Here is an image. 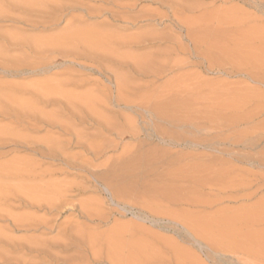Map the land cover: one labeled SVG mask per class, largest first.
<instances>
[{
    "label": "rangeland",
    "instance_id": "374dc122",
    "mask_svg": "<svg viewBox=\"0 0 264 264\" xmlns=\"http://www.w3.org/2000/svg\"><path fill=\"white\" fill-rule=\"evenodd\" d=\"M38 1L0 0V201L69 200L0 203L11 258L264 264V0ZM17 161L33 175H6Z\"/></svg>",
    "mask_w": 264,
    "mask_h": 264
},
{
    "label": "bare ground",
    "instance_id": "6f19581e",
    "mask_svg": "<svg viewBox=\"0 0 264 264\" xmlns=\"http://www.w3.org/2000/svg\"><path fill=\"white\" fill-rule=\"evenodd\" d=\"M35 2H37V3H39V1L38 0H32V2L31 3H28L29 4V6L30 7H32V6H36V3ZM41 4H42V2H40ZM39 5V4H38ZM43 5V4H42ZM41 5V6H42ZM39 10V9H38ZM191 24V23H190ZM202 32V31H201ZM151 34H153V35H155L156 34V36L159 34H157V32L156 33H152L151 32ZM150 34V35H151ZM194 34H195V32H194ZM162 35V34H161ZM160 35V36H161ZM190 35H192V34H190ZM148 36V35H147ZM163 36V35H162ZM161 36V37H162ZM153 37V36H152ZM155 37V36H154ZM159 37V36H158ZM202 37V36H201ZM141 39V38H140ZM142 39H143V37H142ZM147 39V38H146ZM161 39V38H160ZM164 39V38H163ZM170 39V38H169ZM203 39V38H202ZM215 39H216V37H215ZM144 40V39H143ZM203 40H205V39H203ZM153 41V40H152ZM202 41V40H201ZM207 41H208V39H207ZM137 42V41H136ZM145 43V42H144ZM134 44V43H133ZM178 48L179 49H181V47H179L178 46ZM147 62V60L146 61H144L143 63L140 61V66L144 69V71L145 70H148L149 69V65H148V63H146ZM116 86H117V90H118V92H117V94L119 95V97H121L120 96V94L122 95L123 94V91H124V89H127V88H130L129 86V80H128V78H125V77H117L116 78ZM129 85V86H128ZM132 88V87H131ZM128 90V89H127ZM131 90V89H130ZM125 94V93H124ZM127 95V94H126ZM125 95V96H126ZM117 96V95H116ZM123 96V95H122ZM127 98V97H126ZM129 100V99H128ZM119 101H123L122 99L121 100H119L118 99V103H120ZM122 103V102H121ZM128 102L126 101V103L125 104H127ZM128 105V104H127ZM157 105V104H156ZM133 106V105H132ZM128 107H131V104H130V102H129V106ZM140 107V106H139ZM153 108V107H152ZM156 111L158 110L159 112H160V109L159 108H157L156 106H155V108H154ZM2 110V111H1ZM5 109H1L0 108V114L1 113H4L5 111H4ZM9 110V109H8ZM147 110L148 111H150V110H152L151 108H150V110L147 108ZM157 111V112H158ZM9 112V111H8ZM139 112V111H138ZM157 112H156V114H157ZM151 113H154L153 111L151 112ZM161 113V112H160ZM140 114V113H139ZM8 116L9 114H1V116H3V117H5V116ZM163 115V114H162ZM144 119V118H143ZM55 120V118L54 119H52V121L50 122V123H53V125L55 124L56 126L57 125H59L58 127H60L61 125L63 126V127H65L63 124H61L62 122H60V121H54ZM147 123H148V121H147ZM52 125V124H51ZM61 126V127H62ZM61 127H60V130H61ZM62 127V128H63ZM63 129H66V127L65 128H63ZM62 129V130H63ZM4 132H6V131H4ZM7 132H9V131H7ZM63 132V131H62ZM0 133H2L3 134V132H0ZM131 133V131H129V134ZM1 135V134H0ZM131 135H132V137H134L136 134H134V132H133V134L131 133ZM50 147V145H48V148ZM14 162V161H13ZM21 162V161H20ZM20 162H15V163H18L16 166H15V164H14V166L13 165H11L12 167L10 168V166H9V170L7 171L6 170V175H8V176H10V177H16V178H27V177H30V176H32L33 175V171H32V169H30L31 168V166L30 165H28L27 163H20ZM8 169V168H7ZM46 194L44 195V194H34V193H31V194H28V193H26L25 191H22V190H13V191H11L10 193H7V192H5L6 194H1V198L3 199V204H5V203H7V202H5L4 203V200L5 201H7L8 200V198H11V199H16L17 201L19 200L20 201V203H22V205L21 206H27V208H29V207H31V206H34V207H36V209L38 208V210L39 209H44V208H46L47 209V211H57L59 208H61L63 205H66V204H68V203H66V202H68L67 200H69L66 196V193L63 191V190H58V188L57 187H49V188H47L46 189ZM44 192V193H45ZM1 201H0V203H2ZM9 202V201H8ZM13 203H15V202H13ZM7 204H12V202L11 203H7ZM17 204V203H16ZM19 205V204H18ZM29 206V207H28ZM66 207V206H65ZM68 207V206H67ZM32 209V208H31ZM0 210H1V207H0ZM37 210V211H38ZM45 210V209H44ZM3 211V210H2ZM40 211V210H39ZM59 211V210H58ZM3 213H4V211H3ZM55 213V212H54ZM58 213V212H57ZM56 213V214H57ZM63 213V212H62ZM5 214V213H4ZM56 214H54V215H56ZM5 216H7L6 218H9V220H11V226L10 227H13V229L15 228H17V229H19V227L21 228L22 226L24 227V226H27V228L26 229H28V228H33V230H34V228H35V231H37V229L39 228V227H43V225H44V223L45 222H47V221H50V220H45V219H43V220H41V219H33V218H31V217H29L30 219H33V220H35V222L38 220L39 222L40 221H42L41 223L43 224L42 226L41 225H39V227H37L36 226V224L38 225L39 224V222H37V223H35L33 220H30V219H28L26 216L24 217L25 219H18V218H16L15 216H14V218L12 217L11 219H10V216H12V215H7V214H5ZM9 216V217H8ZM56 217H57V215H56ZM1 218V217H0ZM35 223V224H34ZM49 223V222H48ZM44 226H47V223H45V225ZM47 227H49V226H47ZM37 228V229H36ZM46 228V227H45ZM11 229V228H10ZM40 229V228H39ZM76 229V228H75ZM74 229V230H75ZM30 230V229H29ZM71 232V234L70 235H67L64 239L66 240V242H70L71 241V236H74L73 235V231H70ZM65 233H67V232H65ZM64 233V234H65ZM78 233H79V231H78ZM77 233L75 232V235H76ZM0 235L2 236V234L0 233ZM8 238V240L6 239V236H5V239H4V236H3V238H1L0 239V242L2 243V248L0 249L1 251H0V260L1 261H5V264H41V263H43L41 260H40V262L41 263H39L37 260H35L34 258H45L46 256H49V255H47V253H48V251H49V253H50V249H52V247L51 246H49V247H51V248H47V249H45L46 247H48V246H46L45 248L44 247H42V245L41 244H39L40 242H36L35 244L32 242V241H30V242H32V243H30L29 241L27 242V243H25V245L22 247V248H25V246L27 247V251H28V253H32L33 254V256H34V254H35V256H34V258L32 259V257L33 256H31V260H33V262L30 260V261H28L27 259L29 258L27 255H26V257H24V254L22 255V256H19V255H17V256H19V257H17V256H14L15 254V252H13V254L14 255H12V258H11V256H10V253L12 252V250L10 251V246H12V247H14V241H12V243H10L11 242V239H10V242H9V236H7ZM38 241V240H37ZM72 241H74V240H72ZM66 243L64 240H62V243ZM29 243V244H28ZM62 243H59V244H62ZM64 243L62 244L63 245V247H64ZM12 244V245H11ZM21 244V243H20ZM18 246H20L19 245V243L17 244ZM69 245V244H68ZM17 249V248H16ZM16 249H15V251H16ZM19 249V248H18ZM25 250V251H26ZM3 251V252H2ZM10 251V252H9ZM26 251V252H27ZM7 252H9V254H6ZM16 253H17V251H16ZM48 253V254H49ZM12 254V253H11ZM26 254V253H25ZM29 254V255H30ZM13 256H14V258H13ZM52 256V255H51ZM15 257H17V259L15 258ZM22 257H24V258H22ZM20 258H22V259H26L25 261L24 260H20ZM19 259V260H18ZM47 259H48V257H47ZM45 260H46V258H45ZM0 261V263H2ZM36 261V262H35ZM47 261V260H46ZM44 264H46L45 262H44Z\"/></svg>",
    "mask_w": 264,
    "mask_h": 264
}]
</instances>
